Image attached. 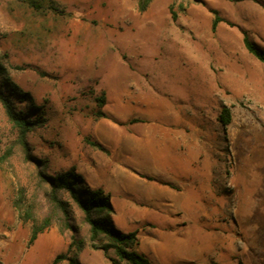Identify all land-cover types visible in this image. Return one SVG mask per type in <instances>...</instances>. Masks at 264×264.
<instances>
[{
	"label": "rangeland",
	"instance_id": "1",
	"mask_svg": "<svg viewBox=\"0 0 264 264\" xmlns=\"http://www.w3.org/2000/svg\"><path fill=\"white\" fill-rule=\"evenodd\" d=\"M245 30L264 47V0H151L143 11L138 0H0V60L30 97L7 92L46 117L27 135L31 156L107 187L115 226L137 230L154 264H264V63ZM130 173L179 183L180 200L149 199L152 184ZM20 201L35 202L36 220L47 211L0 106V264H50L72 231L54 222L31 243ZM75 216L80 264H113Z\"/></svg>",
	"mask_w": 264,
	"mask_h": 264
},
{
	"label": "trees",
	"instance_id": "2",
	"mask_svg": "<svg viewBox=\"0 0 264 264\" xmlns=\"http://www.w3.org/2000/svg\"><path fill=\"white\" fill-rule=\"evenodd\" d=\"M150 1L138 0V9L145 10ZM220 20V16L216 13L212 23L213 29L217 27ZM243 42L246 49L264 63V47L259 46L246 30L243 31ZM7 90H11L12 93L19 94L23 98L30 97L28 92L22 90L13 81L9 68L5 62L0 60V106L7 120L17 130V142L23 151L24 159L35 163L36 190L42 194L47 205L44 216L40 220H36L34 201L27 203L24 208L21 201L17 203L23 220L34 219L30 242L35 241L38 235L54 222H58L62 229L72 231L71 241L67 249L56 254L50 264H80L77 251L85 245L86 239L82 237L77 239L75 235L81 230L76 224L75 211L77 210L80 213L81 221L87 226V238L91 247L102 250L105 257L113 264H153L148 256L139 251L138 231L126 232L115 226L112 219L115 210L110 193L101 186L91 187L75 166L52 174L47 171L46 160L31 156L27 135L36 127L44 125L46 117L42 114L31 117L22 109H18ZM96 101L98 106L96 116H105V112L102 110L106 103L105 94L101 93L96 96ZM231 119V108L223 105L219 113L220 122L227 125ZM86 141L91 146L108 152L99 141L89 137H86ZM21 198L25 199L22 195Z\"/></svg>",
	"mask_w": 264,
	"mask_h": 264
},
{
	"label": "crops",
	"instance_id": "3",
	"mask_svg": "<svg viewBox=\"0 0 264 264\" xmlns=\"http://www.w3.org/2000/svg\"><path fill=\"white\" fill-rule=\"evenodd\" d=\"M180 133H177V135H174L176 140H180L181 138ZM196 169V168H195ZM197 171V169H196ZM130 175L133 177V179L139 180V181H144V182H149L152 184V186L149 188L148 191V198L149 199H156L157 203H171L177 200H180V195L182 189V185H180L177 182L174 181H166L164 180L165 178L158 177V175H148L145 173H139V175L135 173H130ZM147 177V178H146ZM151 177V178H148ZM163 182H172L171 184L173 186H170L168 184H164ZM99 185H93V187H98ZM106 191H108L107 187L104 188ZM166 195H165V193ZM169 206V205H168ZM115 209V208H114ZM151 225L148 226L149 229H151L154 233L158 232V227L159 225L156 222H149ZM154 264V263H153Z\"/></svg>",
	"mask_w": 264,
	"mask_h": 264
}]
</instances>
